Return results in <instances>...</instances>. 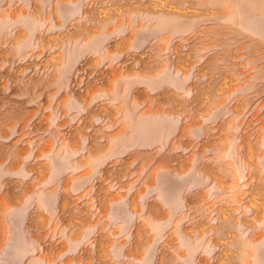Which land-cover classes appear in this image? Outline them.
I'll return each instance as SVG.
<instances>
[{"label": "rangeland", "instance_id": "obj_1", "mask_svg": "<svg viewBox=\"0 0 264 264\" xmlns=\"http://www.w3.org/2000/svg\"><path fill=\"white\" fill-rule=\"evenodd\" d=\"M0 264H264V0H0Z\"/></svg>", "mask_w": 264, "mask_h": 264}]
</instances>
